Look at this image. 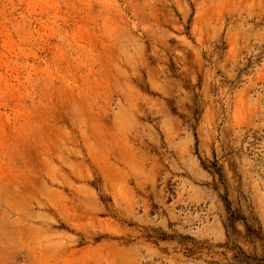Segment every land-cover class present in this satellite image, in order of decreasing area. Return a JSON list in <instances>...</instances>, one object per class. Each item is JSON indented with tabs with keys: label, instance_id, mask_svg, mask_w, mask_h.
<instances>
[{
	"label": "rangeland",
	"instance_id": "obj_1",
	"mask_svg": "<svg viewBox=\"0 0 264 264\" xmlns=\"http://www.w3.org/2000/svg\"><path fill=\"white\" fill-rule=\"evenodd\" d=\"M241 253L264 261V0H0V264Z\"/></svg>",
	"mask_w": 264,
	"mask_h": 264
},
{
	"label": "trees",
	"instance_id": "obj_2",
	"mask_svg": "<svg viewBox=\"0 0 264 264\" xmlns=\"http://www.w3.org/2000/svg\"><path fill=\"white\" fill-rule=\"evenodd\" d=\"M243 253L240 254H236L234 255V257L239 261V262H245L246 264H251L250 260H248V257L246 254H243L244 256H242ZM247 258V259H246ZM257 264H264V261L262 260V262H258Z\"/></svg>",
	"mask_w": 264,
	"mask_h": 264
}]
</instances>
